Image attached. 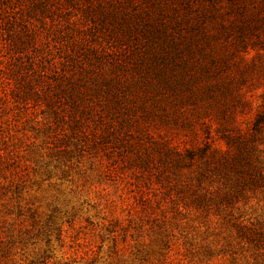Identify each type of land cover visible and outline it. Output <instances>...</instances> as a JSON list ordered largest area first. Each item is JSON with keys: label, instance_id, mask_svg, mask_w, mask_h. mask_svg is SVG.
<instances>
[{"label": "rangeland", "instance_id": "obj_1", "mask_svg": "<svg viewBox=\"0 0 264 264\" xmlns=\"http://www.w3.org/2000/svg\"><path fill=\"white\" fill-rule=\"evenodd\" d=\"M0 264H264V0H0Z\"/></svg>", "mask_w": 264, "mask_h": 264}]
</instances>
